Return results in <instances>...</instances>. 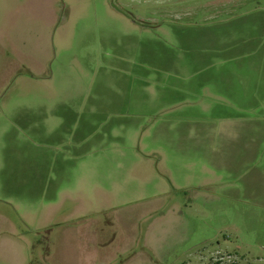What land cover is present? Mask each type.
Returning <instances> with one entry per match:
<instances>
[{"label":"rangeland","instance_id":"1","mask_svg":"<svg viewBox=\"0 0 264 264\" xmlns=\"http://www.w3.org/2000/svg\"><path fill=\"white\" fill-rule=\"evenodd\" d=\"M42 1L0 0L49 80L0 108V264H264V0ZM64 195L117 241L60 246Z\"/></svg>","mask_w":264,"mask_h":264},{"label":"crops","instance_id":"2","mask_svg":"<svg viewBox=\"0 0 264 264\" xmlns=\"http://www.w3.org/2000/svg\"><path fill=\"white\" fill-rule=\"evenodd\" d=\"M26 1H27L26 5H22V6L18 5L20 7H23V9L20 11V15L21 14L24 15L29 11L32 12L29 8L31 5H35L34 7H41L40 14L43 18L42 14L44 11L42 9V6L44 5V1L42 0H30V1L26 0ZM60 3L61 1L58 2L57 0L55 7L60 6ZM61 4L63 5V3ZM2 12H3L2 14H5V16L14 18V15H15L14 10L9 11V8H8V10H2ZM36 12H38V10ZM68 18L69 17H66L67 21H68ZM1 24H2V21L0 22V108L3 109L4 112L9 111V110L12 113H14V111L21 112V116L25 118L27 114H31L34 111H36L35 107L37 109V106L42 105L44 101L36 102L35 100L42 99V97L41 96H29L28 94L24 93L22 95L17 94L13 99H11V101L13 100V102H9L8 104H6L7 101H10V98L12 96L10 94L12 93L14 87L18 85L16 83H19V84L21 83V85L23 84V87L26 86V84L29 85L30 87H34V86L42 87L41 84L49 83V80L48 82H10V81L13 80V78L17 76L18 74H22L32 79H39L38 77L39 75H36V74L39 72L41 73L44 72L47 68L42 62L38 63L39 62L38 57L28 52H25L21 48V46L17 43L15 36L11 32L9 31L1 32V27H2ZM47 41L48 40H45V42ZM31 70L33 72H31ZM254 97L256 96L254 95ZM45 100L47 101V103L49 102L47 99ZM1 102H3V104H1ZM45 115H47V112ZM255 116H253V119H255L253 120V123L256 124L258 123V121L256 120L258 118H254ZM250 126L248 127L247 131H255V130H251ZM187 129L188 128L172 129L171 132L178 131L179 136L183 137V136H188L192 132L191 129L189 130ZM239 129L232 131L231 134L228 133L229 135L226 134L225 135L226 141L231 142L232 140L233 143H236L240 139L238 136L240 134ZM211 130L212 131H208V132H215L214 129H211ZM228 136H234L235 138H231L230 140ZM183 148H186V147L184 146ZM206 149L208 148L206 147ZM171 195L172 194L169 193V190H163L161 193H157L156 197L159 200H161V198L163 199L170 198ZM64 196L65 197H63L62 199H65L64 201L71 202L72 203L71 207L76 210L72 212V217H70V219L67 222L64 221L61 223H57L55 225V229L50 228L51 227L50 221L53 220L57 216V213H59L58 211L61 210L65 206L64 201L62 202V204H60V202L59 203L51 202L47 204L49 213L44 220L45 228L47 229L48 232L49 230H52V231L56 230L57 233L59 234L58 243L60 246H68L70 248H74L73 246H75L76 244L77 245L82 244V247H83V246L91 245V244L96 245L98 241L99 243H102V244L106 242L113 244V242L117 241L116 237L109 239V236H107L106 238L107 240L105 239L104 241H102L100 239L101 232L105 231L106 233V229L98 228L97 226H96L97 230L94 229L92 231L93 238L91 240L89 238L83 237L84 235L83 232L85 230L90 231V228L85 225H82L81 221H82V218L85 219L88 216H90V211L86 210L85 213L81 214V212L84 210V209L82 210L81 208V202H82L81 198H74V197L66 196V195ZM175 211H176L175 208H170L169 209L170 213H168V215H170L171 212H175ZM165 215L167 216V213ZM136 240L139 241L138 239ZM145 240L146 238L144 237V240L142 241L143 247L145 246ZM128 243L129 242H127L126 244Z\"/></svg>","mask_w":264,"mask_h":264},{"label":"flooded vegetation","instance_id":"3","mask_svg":"<svg viewBox=\"0 0 264 264\" xmlns=\"http://www.w3.org/2000/svg\"><path fill=\"white\" fill-rule=\"evenodd\" d=\"M67 204L68 205H72V203L71 202H67ZM64 208H65V206L61 209V210H59L58 212L59 213H57V216L58 217H62L63 218V220L62 221H68L69 219H70V217H72V212L75 210L74 208H71V207H69V213L68 214H64ZM76 211V210H75ZM82 220H83V218H82ZM139 241L142 243V241H143V239H139ZM48 250H49V248H48ZM121 255H122V252L120 253Z\"/></svg>","mask_w":264,"mask_h":264}]
</instances>
